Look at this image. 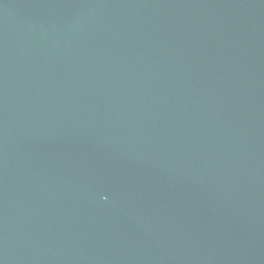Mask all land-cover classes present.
Masks as SVG:
<instances>
[{
	"label": "water",
	"instance_id": "obj_1",
	"mask_svg": "<svg viewBox=\"0 0 264 264\" xmlns=\"http://www.w3.org/2000/svg\"><path fill=\"white\" fill-rule=\"evenodd\" d=\"M0 264H264V0H0Z\"/></svg>",
	"mask_w": 264,
	"mask_h": 264
}]
</instances>
